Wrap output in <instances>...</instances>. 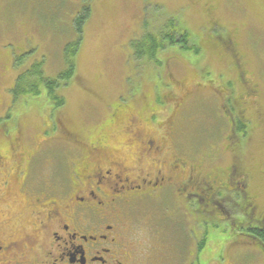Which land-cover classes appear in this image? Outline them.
I'll return each instance as SVG.
<instances>
[{
    "label": "rangeland",
    "instance_id": "obj_1",
    "mask_svg": "<svg viewBox=\"0 0 264 264\" xmlns=\"http://www.w3.org/2000/svg\"><path fill=\"white\" fill-rule=\"evenodd\" d=\"M84 8L75 73L60 90L63 105L54 108L45 92L33 94L30 79L26 93L16 96L19 74L34 63L51 78L65 68L66 46L79 37L75 20ZM173 17L192 34L200 53L177 44L161 49L156 59H136L131 40L146 30L156 33ZM230 117L246 130L231 124ZM141 138L158 139L166 159L187 160L186 173L194 177L190 192L208 190L213 177L225 181L232 168L238 173L234 181L245 183L247 193L222 188L214 200H206L208 206L190 198L189 210L176 202L185 197L180 192L169 193L154 208L142 202L131 216L139 217L145 231L134 238L145 246L160 242L158 219L167 220L174 232L175 221L185 219L191 240L184 245L193 248L199 229L213 235L223 229L233 239L224 248L227 236L220 237L219 246L210 241L209 264H263L261 246L241 239L246 230L238 235L235 224L220 220L228 216L240 222L248 216L250 196L264 211V0H0V172L16 164L11 145L20 141L37 149L40 172L32 168L30 174L38 186L43 180L68 188L72 169L82 160L80 142L104 140L109 155L137 167ZM141 164L148 167L149 159ZM18 193L0 201V214L18 212L13 221L31 230L30 201L16 198Z\"/></svg>",
    "mask_w": 264,
    "mask_h": 264
},
{
    "label": "flooded vegetation",
    "instance_id": "obj_2",
    "mask_svg": "<svg viewBox=\"0 0 264 264\" xmlns=\"http://www.w3.org/2000/svg\"><path fill=\"white\" fill-rule=\"evenodd\" d=\"M229 98L228 96L227 99ZM229 119L231 124L235 123V118ZM132 120L131 118L130 121L133 122ZM69 134L71 133L66 130L65 135ZM138 141L141 156L136 160L139 164L137 167L127 166L125 161L109 155L108 143L104 140L101 144L95 141L91 144L80 142L84 147H81L83 153L80 158H85V161L82 164V160L75 163L71 174L72 186L68 188L55 183L56 181L45 183L43 180L41 182L44 186H38V181L34 180L35 175L30 174L32 168L38 171L35 165V159L39 157L35 155L37 149L31 150L24 142L23 145L20 141L13 143L11 153L16 164L10 167V173L9 170L0 172L3 174L0 178V201L7 196H14L17 189L19 193L16 198L22 196L19 199L23 198L26 203L30 201L27 209L32 227L29 230L13 221V216H19L18 212L7 210L4 212L6 214H0L5 216L0 220V264L211 263L212 257L206 260V248L211 246L210 241L213 240L219 246L221 236L229 238L227 232H223L226 230L222 229L213 235L199 229V238L191 241L194 243L192 248L189 244L184 245L191 240L188 235L190 226L186 225L185 219L182 223L175 221V228L178 227L175 232L173 227L167 225V220L158 219L155 237H159L160 242L150 241L145 246L141 239L139 241L134 238H140V231L145 230L141 227L139 217L131 215L135 213L137 204L146 202L154 208L163 203L161 200L165 202L169 193L180 192V195L185 196L183 201L176 202L189 210L191 200L200 203L199 205L203 201L208 206L206 200H214L222 188L228 190L229 194L235 191L242 195L247 185L234 181L238 173H233L230 168L224 179L226 182L221 180L219 184L213 177L210 178V186L208 182H204L209 186L208 190L204 189L199 193L194 192L196 187H193L192 193L190 188L194 177L192 173H186L190 164L182 155H172L169 160L162 156L158 139L148 138L143 141L141 138ZM22 151L26 154H21ZM144 157L150 162L146 168L141 164ZM192 195L199 200L193 199ZM225 199L224 197L222 200ZM247 199L245 209H248V216H242L240 222L228 216L220 221H228L230 226L235 224L234 230L238 235H243L246 230L241 239L246 238L247 243L252 246H261L264 264V244L260 234L264 232V211H261L257 198L250 196ZM152 238L150 235L149 239ZM229 240L233 241L232 238L223 240L221 248L230 245L227 242ZM175 252L178 257L173 255Z\"/></svg>",
    "mask_w": 264,
    "mask_h": 264
},
{
    "label": "trees",
    "instance_id": "obj_3",
    "mask_svg": "<svg viewBox=\"0 0 264 264\" xmlns=\"http://www.w3.org/2000/svg\"><path fill=\"white\" fill-rule=\"evenodd\" d=\"M88 9L84 8V12L79 14L78 18L75 20L76 29L78 31L79 37L76 41L70 42L66 46L65 50V68L59 73L55 78L47 77L42 74V67L39 62L34 63L29 70H25L16 81L13 88L14 94L17 96L19 94L26 93L24 84L28 79L31 80L33 94H42L50 99L51 104L54 108L60 107L64 103V97L60 93L63 86H66L68 81H70L75 73V62L74 57L79 50V46L82 40L83 24L87 19ZM177 20L173 17L167 19L164 23L163 28H159L156 33L150 32L148 30L141 35L139 38H134L130 42L131 50L136 59L143 60L145 57L153 60L156 59V53L161 49H165L168 46L181 45L182 49L187 52L199 54L200 47L196 45L193 41L192 34L182 30ZM177 32L179 35L177 36ZM6 125L5 123H3ZM240 130H246L245 124L242 122H237V126ZM1 155V154H0ZM4 157H0V160ZM2 161V160H1ZM262 237V242L264 244V232L260 233Z\"/></svg>",
    "mask_w": 264,
    "mask_h": 264
}]
</instances>
